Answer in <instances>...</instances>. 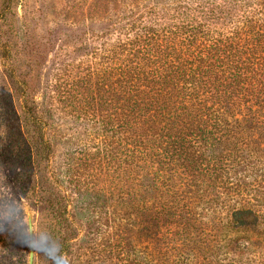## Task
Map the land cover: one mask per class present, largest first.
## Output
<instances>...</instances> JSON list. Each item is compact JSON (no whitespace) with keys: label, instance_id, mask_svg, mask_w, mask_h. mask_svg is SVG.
I'll list each match as a JSON object with an SVG mask.
<instances>
[{"label":"trees","instance_id":"16d2710c","mask_svg":"<svg viewBox=\"0 0 264 264\" xmlns=\"http://www.w3.org/2000/svg\"><path fill=\"white\" fill-rule=\"evenodd\" d=\"M14 3L0 0V21ZM75 6L65 45L80 58L41 92L40 52L27 66L20 52L27 26H0L17 113L5 134L0 95V156L27 167L18 193L42 212L49 264H264V0ZM72 122L86 132L76 143ZM91 222L101 238L76 256Z\"/></svg>","mask_w":264,"mask_h":264},{"label":"rangeland","instance_id":"374dc122","mask_svg":"<svg viewBox=\"0 0 264 264\" xmlns=\"http://www.w3.org/2000/svg\"><path fill=\"white\" fill-rule=\"evenodd\" d=\"M21 1L22 5H18L19 0H15L12 16H9L6 22L0 21V26H27V29L24 27V30L26 29L24 40L19 41L21 44L20 52L21 55L23 54V58H25V65L27 60L29 62L31 60L30 53L38 54L40 52L41 55L38 54L35 57L36 62L33 66V75L36 74L37 76L35 79L38 88L37 92H41L39 88H43L47 79L53 81L51 76L56 71L55 67L60 68L58 65L62 62L71 63L74 61L72 63L74 67L78 63L80 57L75 46L65 45V42L67 44L70 28L77 29L82 26V21L77 16L75 6L77 1L80 0ZM25 69L29 70L28 67H22V70ZM73 72H76L75 68ZM8 86V82L3 79V76L2 78L0 77V95L6 94V92L8 93V90H10ZM0 98L2 97L0 96ZM6 98L8 101L6 103L8 118L5 134H10L15 131L12 126L16 127L17 113L15 112V103L9 101L7 94ZM64 130L72 134V142L74 143L83 139L86 134L84 126L79 123H67ZM5 144L0 142V147ZM63 150V145H58L55 149L53 161L54 167L56 168L64 159ZM26 171L27 167L13 157L6 158L0 156V264H27L28 216L31 217L33 225V264L50 263L47 250L52 246V243L49 241L51 237L49 231L46 229V223L42 218V212L37 207H34L19 197L18 183ZM104 179L106 178L102 177L100 183L96 184V186H89L88 189L96 190L102 187ZM103 216L107 219V215ZM78 222L82 223L79 220ZM98 230V224L96 223L91 222L85 225V235L82 236L80 234V237H82L81 242H77L73 246L76 256L85 250L82 249V246L95 247V244L101 238V233Z\"/></svg>","mask_w":264,"mask_h":264},{"label":"water","instance_id":"95a60500","mask_svg":"<svg viewBox=\"0 0 264 264\" xmlns=\"http://www.w3.org/2000/svg\"><path fill=\"white\" fill-rule=\"evenodd\" d=\"M27 234H28V260L27 264H33L34 261V237H33V225L31 217L27 218Z\"/></svg>","mask_w":264,"mask_h":264}]
</instances>
